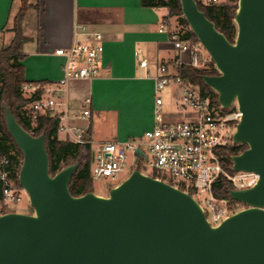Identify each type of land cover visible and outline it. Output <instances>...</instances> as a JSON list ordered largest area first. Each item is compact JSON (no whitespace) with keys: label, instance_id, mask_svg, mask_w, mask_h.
Returning <instances> with one entry per match:
<instances>
[{"label":"water","instance_id":"water-1","mask_svg":"<svg viewBox=\"0 0 264 264\" xmlns=\"http://www.w3.org/2000/svg\"><path fill=\"white\" fill-rule=\"evenodd\" d=\"M180 4L218 71L203 82L223 108L236 102L241 113L232 138L247 147L232 155L231 170L259 178L229 194L245 207L212 225L192 194L139 168L107 195L74 196L69 182L78 164L52 174L44 133L26 130L6 104L33 213H0V264H264V0H238L233 42L196 0Z\"/></svg>","mask_w":264,"mask_h":264},{"label":"built area","instance_id":"built-area-1","mask_svg":"<svg viewBox=\"0 0 264 264\" xmlns=\"http://www.w3.org/2000/svg\"><path fill=\"white\" fill-rule=\"evenodd\" d=\"M205 6L219 5L228 0H196ZM167 16L162 20L160 31L167 30ZM75 35L80 37L72 45L59 48L55 53L64 59L63 75L56 84L38 85L27 81L22 85L26 96H31L39 89L44 94L29 103L24 109L27 117L35 120L39 114L49 113L58 117V135L65 134L68 141L84 144L90 142L87 127L81 121H89L90 99L82 103V110L71 115L66 103L55 98L59 86L66 87L72 80L96 78L102 67L100 41L102 33L85 25H76ZM173 46L189 54V64L194 67H206L200 60L202 49L188 40L172 37ZM178 64H182L179 59ZM140 65L146 67L147 61ZM155 80L157 97L155 98V123L141 136L124 141H107L93 149L90 173L93 180L104 177L117 181L123 173H130L138 168V162L144 159L153 171V177L167 181L174 186L191 192L203 207L207 219L212 225L219 224L229 215L244 208L245 205L233 198H222L214 194L215 185L223 178L232 184V189H245L253 186L259 176L255 172L229 171L221 164L219 149L236 144L233 133L241 117L236 102L225 109L214 103L211 95L203 96L197 86L184 80L177 72L171 73L168 66L158 68ZM174 88L173 97L180 107L186 110V117L181 120L167 121L162 115L164 101L159 96L162 90ZM63 104L59 112L56 107ZM227 110V111H225ZM146 155L141 156L137 149ZM8 163V157L0 152V166ZM140 169V168H139ZM145 173V172H143ZM156 173V176H154ZM147 174V173H146ZM9 172L0 168V210L10 208L21 198V191L8 177ZM191 194V193H190Z\"/></svg>","mask_w":264,"mask_h":264},{"label":"crops","instance_id":"crops-1","mask_svg":"<svg viewBox=\"0 0 264 264\" xmlns=\"http://www.w3.org/2000/svg\"><path fill=\"white\" fill-rule=\"evenodd\" d=\"M29 3L32 6L22 23L23 34L28 38L22 48L26 80L56 84L63 75L64 59L55 51L79 40L76 25H85L103 36L100 73L94 79L72 80L66 87L59 86L55 98L66 103L71 115L80 113L82 103L91 100V118L80 123L88 128L92 146L139 137L150 129L155 123L159 66L166 65L175 73L179 59L189 63V54L173 46L171 33L179 29L177 17H169L167 30L160 31L168 10L143 7L141 0ZM21 4L22 0H0V49L14 37L10 28ZM29 17L32 20L28 21ZM143 59L146 67L140 65ZM168 90L172 95L174 88ZM64 108L63 104L56 107L59 112ZM58 137L69 139L60 134Z\"/></svg>","mask_w":264,"mask_h":264},{"label":"trees","instance_id":"trees-1","mask_svg":"<svg viewBox=\"0 0 264 264\" xmlns=\"http://www.w3.org/2000/svg\"><path fill=\"white\" fill-rule=\"evenodd\" d=\"M199 8L205 12L206 16L212 20L217 29L233 42L236 37V25L234 16L238 7V0H228L226 3L212 6H205L197 1ZM143 7L166 8L169 17H177L179 29L171 33L177 35L181 40H188L193 45H200L197 37L191 31L187 21L183 17L180 0H141ZM32 5L29 0H22L21 7L12 20L10 28L14 33L11 42L0 49V152L8 157V163L0 166L9 172V179L13 181L18 189H21L18 175L22 164V153L15 141L9 134L4 121V106L9 105L19 123L34 135L44 133L47 152L50 160V172L57 173L63 167L77 163V169L69 182L70 192L74 196H79L87 192H94V180L91 177L90 166L92 162L93 149L90 142L80 144L73 141L63 140L58 137L59 119L50 116L49 113L39 114L35 120L27 117L24 109L32 101L36 100L44 90L39 89L31 96H26L22 91V85L27 82L25 78V67L22 64L24 54L22 48L28 38L23 34L22 23L28 9ZM35 7H37L35 5ZM203 61V55H200ZM206 67H194L192 64L182 63L176 68V72L187 82L197 86L203 96L211 95L214 103L217 104V93L211 90L202 80V75L218 74L213 61L206 64ZM38 85L46 82H33ZM227 111V110H225ZM247 145L228 144L219 149L222 166L231 170L232 155L243 151ZM139 168V167H138ZM156 176V173H154ZM1 183V181H0ZM232 184L226 179H221L214 187V194L222 198H231L229 191ZM194 194L193 191L190 192ZM10 208L3 207L0 213L9 212Z\"/></svg>","mask_w":264,"mask_h":264},{"label":"rangeland","instance_id":"rangeland-1","mask_svg":"<svg viewBox=\"0 0 264 264\" xmlns=\"http://www.w3.org/2000/svg\"><path fill=\"white\" fill-rule=\"evenodd\" d=\"M30 20L32 19L29 17L28 21ZM27 26H29V23L27 24ZM25 32H28V30ZM201 49H202V55H203V62L207 64L211 58L209 57L207 51L203 47ZM168 91H169L168 88H166L165 90H162L159 94V96H161L164 101L163 111H162L163 117L167 121H176V120L184 119L186 117V110L180 107V105L175 101V99H173L172 97L173 95H170ZM106 132H109V130H106ZM60 136L61 138L66 137L65 134H60ZM92 148L96 149L97 146L93 145ZM138 167L140 168L142 172H145L147 174H153L152 169L150 168V166L144 159L138 162ZM128 174H129L128 172L123 173L120 176V179L117 181H112L108 177L95 180L94 181V192L99 195H107L109 189L112 186L121 182L125 177L128 176ZM20 191H21V198L17 203H12L10 205V211H16V212H22V213H33V209L30 205L27 193L22 188L20 189ZM196 198L198 199V195L196 196Z\"/></svg>","mask_w":264,"mask_h":264}]
</instances>
